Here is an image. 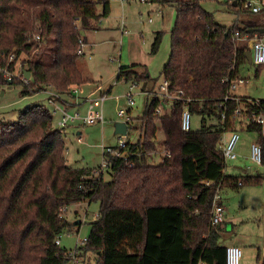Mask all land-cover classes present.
<instances>
[{"label": "trees", "instance_id": "16d2710c", "mask_svg": "<svg viewBox=\"0 0 264 264\" xmlns=\"http://www.w3.org/2000/svg\"><path fill=\"white\" fill-rule=\"evenodd\" d=\"M204 1L159 0L174 6L177 15L170 56L157 78L140 64L119 69L118 80H136L142 89L156 93L140 117V139L128 140L125 148L111 146L134 165L108 154L104 171L101 166H71L65 129L54 125L52 110L42 103L25 108L15 120L0 119V264L71 263L70 249L56 239L74 227L63 209L85 201H98L100 210L79 248L80 257L94 253L96 264H226L227 247L217 240L221 225L209 227L213 198L218 188L239 189L262 182L264 176L227 175L222 140L225 133L241 128L256 132L264 166L261 126L230 119L238 107H245L249 117L264 114V100L236 96L225 104L224 122L217 105L232 80L241 78L248 40L262 36L251 29L264 27V8L254 13L240 0L237 5L226 0L236 19L225 25ZM109 12V0H0V84L9 81L3 68L15 72L22 65L30 72V83H12L22 85L23 96L50 88L71 108L73 86L87 82L77 63L79 39L86 40L82 31L97 30ZM161 38L157 32L152 52ZM12 53L15 60L9 63ZM165 79L170 89L183 88L191 101L170 104L160 96ZM185 104L192 115H201L199 128L182 129ZM160 131L166 154L154 163ZM258 261L264 264V246Z\"/></svg>", "mask_w": 264, "mask_h": 264}, {"label": "rangeland", "instance_id": "374dc122", "mask_svg": "<svg viewBox=\"0 0 264 264\" xmlns=\"http://www.w3.org/2000/svg\"><path fill=\"white\" fill-rule=\"evenodd\" d=\"M109 5L110 13L107 17L101 19L100 29L89 30L86 33L88 40L92 43L93 56L91 55L90 58L89 53H86L80 55L77 60L78 65L84 71L83 75L87 79L86 84L96 79L107 82L111 76L114 78L113 81H116L117 70L121 64L117 61L120 48L121 50L123 49L124 57L127 54L129 55L130 51L129 44L126 41L124 42L123 39L121 40V32L118 28L122 17L126 20V26L131 33L139 37L138 41L142 46L141 52L143 48L145 53L154 59L152 68H159L161 70V66L169 58L171 51L170 17L172 24L176 19V10L172 8L173 6L168 4L163 6L159 1L152 2L149 0H126L123 5L121 0H110ZM203 5L214 14L215 19L221 24L231 25L236 19V12L227 4L226 0H206L203 2ZM163 7L166 24L154 31L155 28L153 27L161 19V17H157L156 11L161 10ZM150 9L154 10L150 11L149 15ZM150 16L154 18L155 23L148 22ZM156 32H161L162 38L157 51L152 52V44L156 37ZM120 42L125 45L121 47ZM51 45L52 43L49 42L45 47V58L48 57ZM145 56L148 57L147 55ZM258 69L259 65L255 63L251 64L248 61L241 67L240 77L245 79V83H237L234 94L237 93L242 97L264 100V66H262L259 72ZM115 71L116 73L114 74ZM15 80L24 83L19 78ZM122 81L121 87L116 86L114 91L107 94L108 100L105 102V109L110 111L111 116L114 115L115 119L113 122L88 126L71 124L70 127L62 132V137L67 146L66 155L68 163L71 166L98 168L104 163L103 147L120 144L119 136L115 134V123L120 118L116 113L114 114L116 101L111 98L121 95L126 89L127 92L129 91L132 82L130 80L125 81L124 79ZM12 82L7 81V83L0 84V119L15 120L21 111L36 103H42L51 109V105L47 100L50 88L47 91L23 96L21 92L22 85ZM141 91L142 84L139 83V86L134 89L135 94H137V103L133 113L134 122L137 125L140 124V116L145 108L144 96L139 94ZM124 103L125 99H122L121 104ZM58 120L59 113L54 114V125H57ZM191 125L193 129L199 128L201 126V115L193 114ZM243 130H240V139L236 146V152L239 154V157L236 160H227L225 171L229 174L244 175L245 170L250 168L253 175L262 174L264 176V166L255 164L250 159L251 145L256 141L257 133ZM79 131L82 132L83 143L77 141ZM139 135L140 133H137L135 128H131L128 136L121 135V137L123 140L134 142ZM230 135V132L226 133V139ZM157 137L159 138L158 142L164 138L162 134ZM158 151L160 155L152 157V162L154 163H159L165 153L160 143H158ZM105 176L108 177L107 173H105ZM221 191L225 208L224 231L226 235L218 237V244L240 247L243 255L239 264H260L256 257L258 248H261L264 243V180L256 184H246L239 187V189L225 187ZM99 210L100 203L98 201H85L69 205L67 210L64 211L65 215L73 223L81 220V224H74L72 231H66L60 235L62 246L73 249L79 239L87 237L91 230V222L96 220L95 215L99 214ZM209 227L213 228L212 226ZM80 260V264H96L94 253H87L85 256L80 257Z\"/></svg>", "mask_w": 264, "mask_h": 264}, {"label": "built area", "instance_id": "2783aa9c", "mask_svg": "<svg viewBox=\"0 0 264 264\" xmlns=\"http://www.w3.org/2000/svg\"><path fill=\"white\" fill-rule=\"evenodd\" d=\"M244 8H247L251 10L254 13L260 12L264 8V0H241ZM236 38L239 39V34L236 33ZM244 38V37H243ZM34 39L36 41H39L40 36L39 34L34 35ZM247 39L246 37L244 38ZM250 51L252 53V63H255L256 65H263L264 64V34L262 36H254L253 38L248 40ZM80 47L77 50L78 55L85 54V42L83 41V38L81 37L79 39ZM15 60V54L12 53L8 57V62L13 63ZM4 75L8 80L13 79H21L24 83H30V78H27L25 75V69L22 65H19L15 72L11 71L8 67L3 68ZM132 84L130 86L129 91L126 94L128 104L130 106H134L135 99H134V89L139 86V82L136 80L131 81ZM237 83L244 84L245 79L238 78L235 80H232L229 93L224 97L223 101L218 103L217 107L219 109H223L222 111V122H224L227 119V112L225 111L226 102L232 100V99H238L235 98L234 90L237 87ZM170 82L168 80H163L159 86V90L157 93H159L160 96L163 98H167L171 104V102L174 101H184L185 103H189L191 101L190 98H186L185 91L183 88H178L176 90L170 89ZM73 93H74V99L75 101H72V107L69 109H66L63 102V98L57 94L55 91L50 90L48 92V102L51 105V110L53 114L59 113V120L57 122V126L61 128H68L71 126V124H78L81 126H88V125H94L96 123H104L105 122V116H104V103L106 99L108 98L107 94H102L95 97H86V98H79L78 94V87L73 86ZM156 93H152L154 95ZM157 112H162L161 108L157 109ZM118 115L122 117L123 119L121 121L128 124L132 122V116L130 115V112L126 109H119ZM191 111L187 104H185L184 110L182 112L181 116V126L182 129L185 131H189L192 129L191 125ZM230 119L234 120L235 122H241L244 121L246 123H252L255 122L259 126H261V131L264 135V114L260 115H253L252 117L248 116V113L246 112L245 107H238L235 109V112L231 114ZM226 134V133H225ZM225 134L223 136V154L225 157V160H236L239 157V154L236 152V146L240 139V129L234 130L230 132V136L228 139H226ZM120 148L127 147L128 140H123V138L120 135ZM79 142L82 141L81 137H78L77 139ZM103 154H104V163L101 165L102 170L104 171L109 166V156L108 154L114 155V156H123L124 159L128 162L129 165H134V161L130 159L127 155H124L121 153L120 149H113L111 146L103 147ZM166 154V153H165ZM250 159L253 163L262 165V147L261 145L255 141L251 145V155ZM242 184V181H239V185ZM221 190L218 188L212 203V213H211V219H210V226L217 227L221 225L224 222V215H225V208L223 203L221 202ZM64 211L67 210V208L63 209ZM98 214L96 215V217ZM86 240V237L84 239H79L75 245V248L70 250V255L72 257L71 264H79L80 258L78 256L79 254V248L84 244ZM56 244H61V237H57ZM242 257V250L238 246H228L226 249V264H239ZM198 264H204L203 261H200Z\"/></svg>", "mask_w": 264, "mask_h": 264}, {"label": "crops", "instance_id": "0c3cea01", "mask_svg": "<svg viewBox=\"0 0 264 264\" xmlns=\"http://www.w3.org/2000/svg\"><path fill=\"white\" fill-rule=\"evenodd\" d=\"M122 1V5L124 4V2L126 1V0H121ZM141 1H145V0H141ZM148 1V0H147ZM149 1H152V2H155V1H159V0H149ZM109 4H110V0H109ZM164 5H166V4H163V6ZM110 6V5H109ZM172 6V5H171ZM172 8H174L175 9V7L173 6ZM98 10H99V12H101L102 11V5L101 6H99V8H98ZM154 9H150L149 10V15H150V11H153ZM164 7L160 10H157L156 11V15H157V17L158 18H160L161 17V19H159L158 21H157V24H156V26H154L153 28H155V30L154 31H156V29H160V27L162 26V25H164V24H166V18H165V13H164ZM176 10V9H175ZM110 13V12H109ZM168 14H169V12H168ZM109 15V14H108ZM107 15V16H108ZM176 15H177V13H176ZM107 16H105V17H107ZM103 18V17H102ZM101 18V19H102ZM176 18V17H175ZM174 21H176V19L174 20ZM148 22L149 23H155V20H154V18L152 17V16H150L149 17V19H148ZM163 22V23H162ZM100 23H101V20L99 21V28L98 29H100ZM174 25H175V22H173V24L171 23V17H170V27H171V32H172V30H173V28H174ZM118 28H119V30H120V32H121V40L123 39V41L125 42H127V44H129V49H130V51H129V55L127 54L126 55V57H124V53H123V49L121 50V48H120V51H119V58H118V62H120L121 64L119 65V67H118V70H117V76H116V78H115V82L113 81V79L114 78H112V76L110 77V78H108V81L107 82H102V80L100 79V80H93V82H91V83H88V84H83V85H81L80 87H78V96H79V98L81 99V98H86V97H95V96H99V95H102V94H108V93H111L112 91H114L115 90V87L117 86H119V87H121L122 85V83H123V79L122 80H118V74H119V69L121 68V67H126V66H132V65H136V64H140V65H143L144 67H145V69H146V71H147V73H148V75H150V77H152V78H157L159 75H160V73H161V71H162V69H163V67L165 66V64L167 63V61H168V59L169 58H167V60L164 62V64H163V66H161V70L158 68H152V65L154 64V59L150 56V55H148V54H146L145 53V51L143 50V48H142V52H141V43L138 41L139 40V37L138 36H135L134 35V33H131V31L127 28V26H126V20L124 19V17H122V19H121V21H120V23H119V26H118ZM157 33V32H156ZM86 34V33H85ZM156 35V34H155ZM120 45H122L121 47H123L125 44L123 43H121L120 42ZM85 48L84 49H88V50H86L85 51V54L86 53H89V57L91 58V55L93 54V51H92V43L88 40V38H87V36H86V40H85ZM88 51V52H87ZM171 52V51H170ZM144 54V55H143ZM145 55H147L148 57H146ZM93 56V55H92ZM117 58V57H116ZM78 63V62H77ZM78 67H79V69L81 70V72L84 74V71L82 70V68H80V66L78 65ZM151 67V68H150ZM160 71V72H159ZM116 73V71L114 72V74ZM115 77V76H114ZM130 81H133V80H130ZM161 82L162 81H160V84H161ZM127 90V89H126ZM126 90H124L123 92L124 93H122L121 95H116V96H113V98H111V99H114L115 101H116V103H115V107H114V114L116 113V115H118V110L119 109H121V108H123V109H126V110H128L129 112H130V115L132 116V122H131V124H129V129H131V128H135L136 130H137V133H140V135L136 138V140L135 141H137V140H139L140 139V137H141V134H142V132H141V121H140V124L139 125H137L135 122H134V120H135V118H134V113H133V110H134V108H135V106H136V103H137V101H136V95L137 94H134L133 96H134V99H135V104H134V106H130L129 104H128V101H127V97H126V93H127V91ZM152 93L153 92H151L150 90H144V89H142V91L139 93V94H142L143 96H144V102H145V106L149 103V101L151 100V98H152ZM235 96H238V97H242L241 95H239V94H234ZM49 97V96H48ZM245 97V96H244ZM110 98V97H109ZM122 99H125V103L124 104H121V101H122ZM47 100H48V98H47ZM108 99H106V101H107ZM72 101H75V99H72ZM105 101V102H106ZM103 109H104V116H105V120H106V122H104V124H107V123H109L110 121L111 122H113L114 121V115L113 116H111V113H110V111L108 110H106L105 109V103H104V106H103ZM145 109V108H144ZM144 112V111H143ZM143 114V113H142ZM119 116V115H118ZM142 116V115H141ZM140 116V117H141ZM109 120H108V119ZM119 121H121L123 118L122 117H120L119 116ZM96 124H99V123H96ZM96 124H94V125H96ZM128 129V132H127V136H128V133H129V130ZM241 131L243 130L242 128L240 129ZM245 130V129H244ZM243 130V131H244ZM228 133V132H227ZM116 134V133H115ZM161 134H162V136H164L163 135V132L161 131V132H159L158 134H157V136H161ZM118 136H119V138H120V134H117ZM78 137H81L82 138V141L81 142H79L78 140V142L79 143H83L84 142V139H83V136H82V132L81 131H79L78 132ZM78 137H77V139H78ZM162 138V137H161ZM158 137H157V140H156V143L158 144V143H160V144H162V141L163 140H161V141H159L158 142ZM164 139V138H163ZM129 141H131V140H129ZM134 141V142H135ZM158 153H159V151H158ZM157 153V155H160V154H158ZM165 154V153H164ZM163 154V155H164ZM156 155V156H157ZM226 174L227 175H243V174H229V173H227L226 172ZM246 174H251V175H253L252 174V172H251V169L250 168H248V169H246L245 170V174L244 175H246ZM224 189V188H223ZM222 189V190H223ZM221 202L223 203V199H222V191H221ZM95 218H96V215H95ZM81 223V222H80ZM78 225V224H77ZM224 228H225V220H224V222L221 224V230H219V236H225L226 235V233H225V231H224ZM61 244H62V242H61ZM221 245V244H220ZM224 246V245H223ZM263 246H264V243H263V245H262V247L260 248H258V252H257V259H258V256L260 255V253L263 251ZM226 247H228V246H226ZM71 250V249H70ZM259 254V255H258ZM242 255H243V253H242ZM81 263V260H80V262H79V264ZM257 263H259V262H257Z\"/></svg>", "mask_w": 264, "mask_h": 264}, {"label": "water", "instance_id": "95a60500", "mask_svg": "<svg viewBox=\"0 0 264 264\" xmlns=\"http://www.w3.org/2000/svg\"><path fill=\"white\" fill-rule=\"evenodd\" d=\"M234 5H237V0H234ZM251 32L264 34V27L259 28H253L251 29ZM82 34L85 35V33L82 31ZM247 61L252 64V53L251 51H248L246 53ZM25 75L27 78H30V72L25 71ZM12 81V80H9ZM128 132V124L123 121H118L115 123V133L120 135H126ZM81 220H77L74 222L75 225L80 224Z\"/></svg>", "mask_w": 264, "mask_h": 264}]
</instances>
